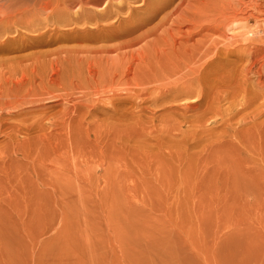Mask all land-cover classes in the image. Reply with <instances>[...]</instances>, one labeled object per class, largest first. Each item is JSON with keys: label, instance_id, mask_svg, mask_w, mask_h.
Returning a JSON list of instances; mask_svg holds the SVG:
<instances>
[{"label": "rangeland", "instance_id": "374dc122", "mask_svg": "<svg viewBox=\"0 0 264 264\" xmlns=\"http://www.w3.org/2000/svg\"><path fill=\"white\" fill-rule=\"evenodd\" d=\"M211 1L215 26L184 18L182 31L213 41L219 64L201 65L199 97L171 101L177 76L136 86L115 53L93 52L134 36L98 38L127 11L8 0L27 8L7 31L25 41L8 48V88L33 91L0 110V264H264V0ZM55 25V42L34 41ZM43 53L58 85L31 70Z\"/></svg>", "mask_w": 264, "mask_h": 264}, {"label": "bare ground", "instance_id": "6f19581e", "mask_svg": "<svg viewBox=\"0 0 264 264\" xmlns=\"http://www.w3.org/2000/svg\"><path fill=\"white\" fill-rule=\"evenodd\" d=\"M63 1H64L63 9L78 4V6L81 8L82 11H87L85 8L88 6H92V7L99 6L101 7L100 8L101 11H127L126 15L124 16L125 18L116 19L117 22L116 24L113 22L111 24H107V25L104 24L101 27H97V29L100 32H103L98 38L100 40L118 39L135 33L134 36H132L128 40L120 41L119 43L108 47L101 46L100 48H97L93 51L95 52V54L96 52L97 53L99 52L98 53L99 55L100 52L103 54L115 53V57L113 56V59L111 58L112 61L115 60L117 62L114 63L115 71L118 73H122L123 76L125 77L124 79L126 82L128 83L130 82L131 84L133 83L136 86H142V85H149L152 83L155 84L156 82H160L164 79H169V78L172 79L173 77L177 76L175 80L173 79L164 84L162 83L164 81L161 82V84H163V87L172 86L170 90L172 89V91L173 90L176 91L175 92L176 96H172L171 101L179 100V98L183 96L177 94L178 91L179 93L184 92L185 97L194 95L196 98L201 95V90L197 91V88L195 89L192 88L194 86L195 87L201 86L200 82L203 81L202 83H204V79H206V76L202 74L203 75V80H202V76L199 74L201 73L200 67L202 64H206V65L208 64L210 67L211 64L215 65L214 62L216 56H218V53H220V50L215 48V43L213 41L209 45H205L204 43L198 42V39H196L197 38L196 33L193 34L191 32L182 31V29L184 28L183 27L184 25L182 24L184 18H188V21L192 24L191 27H196V26L200 27V30L197 32V34H201L203 29L198 22L202 17H204L203 19H206V21L208 19L211 20L213 19L211 18L212 15H210L209 13L208 14L211 17L210 16L205 17V12H203L206 11L207 9L213 10L214 3L212 1L210 2V0H140L138 4L139 8H135L136 6L132 5V3L136 2L137 0H118L117 3L116 2L113 3L111 0H63ZM250 7L252 8V6ZM10 8L11 7L8 6V0H0V110H3L4 108H8V99H9L8 95H18L23 91H29V92L33 91V89L32 90L27 89V87L26 89H24L25 85L22 83L17 86L15 85L16 87L14 88H8V48H10L9 51L12 50L15 51L17 49L19 50L22 47H24V42H25V41L22 42L23 40H21V42L18 45H15L12 42L14 39L9 38L7 36L8 32L10 31V30L8 31V27H12L17 21L23 19L24 15L26 16L27 13V8L16 10V12L15 11L13 12L11 10L9 11ZM187 10H191V11H187ZM187 12L189 13V15ZM109 15L110 14H107L104 17H108ZM218 21L219 20L217 18V22ZM212 22L213 21H211L210 23L212 24ZM214 22L212 26H215ZM219 22L221 23V19ZM56 26L57 25L51 28L49 32L46 31L43 33L41 32L38 33L36 38L33 37L34 41L37 44L42 43L41 42L42 40L44 41L43 44L45 42H49L50 40H53L55 42L54 39L56 37L62 36L58 34L62 32L59 30L58 26L57 27ZM214 28L215 27H213L212 29ZM227 37L229 36L227 35ZM30 39L31 38H29L28 41ZM30 44L33 43L30 42ZM34 46L31 45V47ZM163 46H167V48L164 49ZM258 48L260 49V47ZM258 48L256 47V49ZM261 50L263 49H260V52L255 51L254 53H258V52L261 53L262 52ZM133 51L137 53L138 57H136L137 55L134 54ZM58 52H63L64 54L62 53L63 54L62 56L64 57L65 55H67L68 58L71 57L75 51L56 50V52L53 53H57L59 55L60 53ZM130 54L131 56L129 57ZM45 55H46L45 53L38 54L35 56V58H33L32 62L30 63V67L33 68V69L31 68V70L34 71V73H36L37 78L40 80L39 86L43 84V82L50 83L49 84L50 86L58 85V82L60 80L58 81L56 79V77L58 76L57 72L53 73V77L51 76L49 77L48 76L49 73L47 75L45 74L46 71L49 72V70L53 69V67L56 64L55 61H58V63L60 62L59 60L54 61L53 57L51 59V57L49 58L47 55H46L47 57L45 58ZM74 55L75 57L77 56L76 54ZM127 55L129 59L130 58L132 59L129 62L126 61L125 64L126 63L127 64L126 65L124 64V66H122L124 60H127L126 59ZM208 55L211 56L209 57ZM55 57L56 56L54 55V58ZM78 57H80V55ZM205 58H207V60L204 61L203 59ZM75 60L77 59L75 58ZM201 61L202 63L196 66V64ZM20 62L19 63L17 62L16 65L12 66V68L21 69L23 66L22 67L20 66L21 64ZM215 63L216 65L219 64L217 62ZM248 69H250V67H248L247 70L245 69L244 70L249 71ZM112 73L111 74L109 73V79L107 81L113 80L112 76L114 75H112ZM17 83L18 82H16V84ZM75 85L77 86V84ZM33 87L34 89L37 88V84H35V82H33ZM151 88H153V86ZM135 92H139V91H135ZM180 103L178 109L184 111L188 110V108L194 107L193 105L185 104L186 102L184 103V100H181ZM2 122L6 123V119L0 116V123Z\"/></svg>", "mask_w": 264, "mask_h": 264}]
</instances>
